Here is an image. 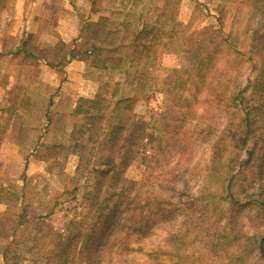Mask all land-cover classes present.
Masks as SVG:
<instances>
[{
  "label": "rangeland",
  "instance_id": "1",
  "mask_svg": "<svg viewBox=\"0 0 264 264\" xmlns=\"http://www.w3.org/2000/svg\"><path fill=\"white\" fill-rule=\"evenodd\" d=\"M116 126L102 264H264V0H0V231L69 235Z\"/></svg>",
  "mask_w": 264,
  "mask_h": 264
},
{
  "label": "trees",
  "instance_id": "2",
  "mask_svg": "<svg viewBox=\"0 0 264 264\" xmlns=\"http://www.w3.org/2000/svg\"><path fill=\"white\" fill-rule=\"evenodd\" d=\"M103 20L106 21L108 19L102 18L100 22ZM100 22L97 24H100ZM95 25L87 24V26ZM151 33L152 31L148 25H143L141 30H136V37L134 36L133 43L142 38L148 39ZM102 35V31L94 32L96 42L92 44L93 50L99 49L97 43ZM26 45V42L22 44L23 50ZM113 49L117 50L119 48ZM80 100L91 104L93 107L99 105L94 100ZM117 104L119 105V102ZM99 111L85 112L80 103L75 112L78 114L87 113L88 117L98 119V117H103V114H100ZM108 129L110 131L111 127L109 126ZM115 131H117L116 136ZM111 134L109 136L110 151L108 158L101 157L99 158L100 160H95L96 165H105V168L91 170V174L96 181H94V186L91 185L92 196L89 200L87 215L79 221H71L68 224L67 228L69 231L67 232L70 233L69 235L63 230H54L42 218H40L41 220L32 221L45 228L39 227L35 233L30 232L26 235L25 225L30 222L31 218L26 220L23 215L20 216V220L12 227L10 233L0 231V246H3L0 250L4 264H102L104 255L111 248V237L121 233L124 229L134 227V225L130 226L132 219H128L125 216L129 212L128 206L123 207L125 196H121V198L115 197V194H118L121 190L128 192L127 198L132 195L130 194L132 183H126L121 178V170L117 165L118 163L114 164L117 161L116 158H118L117 150L120 145L118 140L122 139V128L120 126L112 127ZM246 140L247 138L244 142ZM104 145L106 146V144ZM252 156L253 154L250 153L251 158ZM107 179L109 182H107ZM102 181H106V188L105 183ZM104 188L110 195L108 198L102 197ZM234 202L238 203L237 201ZM261 206L264 208V203ZM88 217L92 219V223H89L90 228H87ZM260 251L264 258V238L260 244Z\"/></svg>",
  "mask_w": 264,
  "mask_h": 264
}]
</instances>
